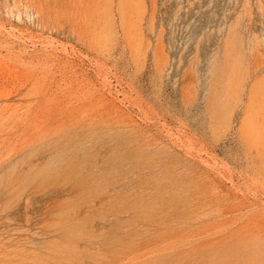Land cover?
I'll return each mask as SVG.
<instances>
[{
	"label": "rangeland",
	"instance_id": "rangeland-1",
	"mask_svg": "<svg viewBox=\"0 0 264 264\" xmlns=\"http://www.w3.org/2000/svg\"><path fill=\"white\" fill-rule=\"evenodd\" d=\"M0 264H264V0H0Z\"/></svg>",
	"mask_w": 264,
	"mask_h": 264
},
{
	"label": "bare ground",
	"instance_id": "bare-ground-1",
	"mask_svg": "<svg viewBox=\"0 0 264 264\" xmlns=\"http://www.w3.org/2000/svg\"><path fill=\"white\" fill-rule=\"evenodd\" d=\"M106 165V164H105ZM76 171V170H75ZM95 171V170H94ZM53 173V172H52ZM69 174H71V173H69ZM50 180V179H49ZM61 181V180H60ZM62 183H63V181H62ZM66 185V184H65ZM55 186V185H54ZM71 187V186H70ZM45 188V187H44ZM54 188V187H53ZM58 189V188H57ZM49 191V190H48ZM47 193V192H46ZM62 194V193H61ZM57 195V194H56ZM76 195V194H75ZM80 210V209H79ZM33 211V210H32ZM21 213V212H20ZM25 213V212H24ZM31 214V213H30ZM31 216V215H30ZM33 221V220H32Z\"/></svg>",
	"mask_w": 264,
	"mask_h": 264
}]
</instances>
